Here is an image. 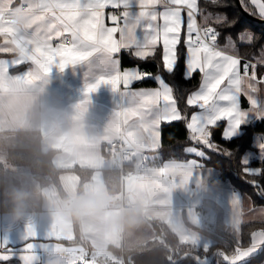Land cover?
Instances as JSON below:
<instances>
[{"label": "crops", "instance_id": "obj_1", "mask_svg": "<svg viewBox=\"0 0 264 264\" xmlns=\"http://www.w3.org/2000/svg\"><path fill=\"white\" fill-rule=\"evenodd\" d=\"M251 4L258 13L256 5ZM117 10L122 11L105 9L107 26H114L108 17L111 13L117 14ZM2 43L3 37H0ZM158 48L162 51V46ZM122 54L121 68L137 66L123 64ZM0 59L10 60L13 56L0 53ZM13 68L0 75V162H5L9 148L29 146L39 135L41 151L52 152V164L60 170L63 194L53 185L40 187L26 168L5 165L0 251L12 248L17 252V257L11 259L13 263L9 260L8 264H23L19 259L22 255L32 256V264H103L100 256L111 259L109 255L115 254L112 247L122 251L153 239V220L166 223L181 241L204 249L219 241V230L229 232L224 223L225 208L220 199H216L218 194L212 195V191L218 187L217 191L239 192L215 182L218 173L201 166L194 156L187 160H170L162 166L148 164L146 160L154 157L159 145L153 150L154 146L147 140L136 142L128 136V125L117 114L121 106L113 102L110 89L100 87L86 94V85L92 78H86L78 68L66 67L60 71L54 65L50 75L30 63ZM29 72L33 74L31 78L26 75ZM138 82L132 87L158 86L142 87ZM258 87L264 89V83ZM241 108H250L244 96H241ZM119 133L132 149L131 164L139 173L135 177H123L119 192L110 194L103 171L118 167V157L103 154L101 146L116 139ZM76 166L92 170L90 180L83 183L80 193L79 177L73 171ZM18 176L25 178L24 183ZM16 181L27 186L26 189H18ZM231 196L232 202L236 201L234 194ZM199 209L210 214L206 226L209 231L202 228L196 218ZM219 213L222 218H218ZM74 219L80 233L77 242H73ZM28 245L34 247L25 251ZM110 263L106 260V264Z\"/></svg>", "mask_w": 264, "mask_h": 264}, {"label": "snow or ice", "instance_id": "obj_2", "mask_svg": "<svg viewBox=\"0 0 264 264\" xmlns=\"http://www.w3.org/2000/svg\"><path fill=\"white\" fill-rule=\"evenodd\" d=\"M240 2L244 7L243 0ZM251 2L264 19V0ZM211 4L223 7L222 0H211ZM109 7L122 9L118 15L109 14L111 27L105 24V9ZM233 23L222 13L202 9L198 0H0V53L13 56L0 59V75L25 63L49 75L54 65L60 71L78 68L86 78H92L86 94L100 87L113 92V102L121 106L117 114L128 125V136L134 141L147 140L155 150L156 145L161 146L162 124L184 121L191 142L184 149L186 153L205 158L207 150L230 157L232 153L212 139L219 122L226 121L222 138L231 141L243 136L244 127L264 120V89L258 87L264 77L257 79V63L242 64L231 36L223 46L219 43L218 27L227 30ZM256 39L251 32L239 34L242 43L252 44ZM158 46H162L159 58L165 72L173 73L183 56L185 76L201 74L198 89L186 99L187 106L198 111L189 115L182 110L173 86L163 76L141 71L138 66L121 68L123 52L147 61L157 57ZM258 63L264 65V53ZM26 75L31 78L33 74ZM146 78H153L158 86L132 87ZM241 96L248 100L249 109L241 108ZM257 147L258 159L264 162V138ZM253 158L250 151L242 154V173L264 177V168L249 166ZM246 182L264 197V183L258 179ZM261 246L264 230L252 233L251 246L236 249L237 255L226 257L227 264H244ZM33 247L28 245L25 251ZM16 257L15 249L0 251V262ZM19 259L32 264L34 258L22 255Z\"/></svg>", "mask_w": 264, "mask_h": 264}, {"label": "trees", "instance_id": "obj_3", "mask_svg": "<svg viewBox=\"0 0 264 264\" xmlns=\"http://www.w3.org/2000/svg\"><path fill=\"white\" fill-rule=\"evenodd\" d=\"M198 2L202 9L222 13L230 21L234 22L232 27L227 30L218 27V30L221 32V37L219 38L220 45L223 46L226 43V38L231 36L237 46L236 50L238 54L243 58L242 63L246 60L258 62L264 49V24L244 16L236 0H222L223 7L212 5L211 0H199ZM243 3V9L248 14L261 19L252 6L251 0H243ZM246 31L253 33L257 37L252 44L239 42V34ZM181 47L183 46L181 45ZM160 52L161 50L158 48L156 58L141 61L125 51L121 59L125 65H137L141 70L150 72L153 75L163 76L166 82L173 86L174 94L179 102L178 106L190 115L195 108L187 106L186 99L199 85L200 75L196 72L190 78H185L183 56H181L177 68L173 73L169 74L165 72L162 68V61L159 58ZM13 71L16 72L18 70L17 68H13ZM256 71L258 79L264 77V66L257 65ZM137 85L142 87H155L157 83L153 78H146L138 82ZM224 124L225 122L221 121L219 122L220 126L213 129L212 139L222 149L230 151L232 156L218 155L214 151L205 150L207 152L206 157L198 158V160L201 162V166L217 171L218 175L214 180L215 182L226 184L233 190L247 196L253 207L262 206L264 208V197L259 196L250 183L246 182V180L258 179L261 183H264V177H245L242 173V165L240 163L244 152L254 150V134L264 135V120H256L251 125L244 127L243 136L231 141L222 138ZM39 137V135L35 136L32 144L29 146L9 148L6 152L5 162H0L1 208L3 207V176L6 164L12 167L26 168L40 187L53 185L61 195L63 194L59 183L60 170H57L52 164V152L41 151ZM190 143L189 133L184 121L164 123L161 126V146L154 151V157L147 159L146 162L151 165L162 166L170 160H187L193 157L184 151L185 147L189 146ZM250 165L264 168V162L259 160H254ZM129 167H132V164ZM73 171L79 177L78 192L80 193L83 183L90 180L92 170L76 166L73 168ZM103 178L106 189L110 194L119 192L120 174L118 167L105 169L103 171ZM15 185L20 190H24L27 187L17 181ZM151 227L155 235L153 239L131 249L125 248L122 251L112 247L114 253L119 258L122 255L127 264H199L195 261V258L203 255H212V264H216L217 260L220 261V264H227V262L223 261V255L227 253H229L228 255L231 254V244H227L226 247L221 248L223 244L218 241L204 249L195 244L181 241L178 235L164 222L153 220ZM258 230H264V219L242 223L237 237L229 232L222 231V233L232 241V244L234 243L233 246L248 248L251 245V234ZM73 231L75 235L73 242H77L80 240V233L76 219L73 220ZM8 263L0 262V264ZM244 264H264V246H261L257 252L252 254Z\"/></svg>", "mask_w": 264, "mask_h": 264}, {"label": "rangeland", "instance_id": "obj_4", "mask_svg": "<svg viewBox=\"0 0 264 264\" xmlns=\"http://www.w3.org/2000/svg\"><path fill=\"white\" fill-rule=\"evenodd\" d=\"M239 42L242 43L240 40H239ZM262 53H264V49H263ZM261 138H264V135L254 134V137H253L254 150L250 151L254 154V158L252 159L251 162H253L254 160H259L258 159V147H257V145H258ZM250 164H249L250 167H255V166L250 165ZM211 170H212V172L217 173V171L215 169L211 168ZM5 176L8 178L7 174ZM18 178L22 183H24V181H25L24 177L18 176ZM216 186H218V185H216ZM214 188H217V189L212 191V187H210V192L212 191V195L215 192L218 194L216 199L217 200L220 199V201L222 202V204L225 208V214L223 215V217H225L224 223L226 226L229 227L228 231L233 236L237 237L239 235L240 226L242 223L247 222V221H251L252 219H255V220L264 219V210H263L264 208L262 206L253 207L251 205L250 199L247 196L241 195V193L239 194V193L232 192V191H221V190L217 191L218 187H214ZM224 192H228V194H230V195H228L227 193H224ZM231 194H234V199H236V201L232 202L233 198H232ZM7 197L10 199L9 195ZM242 200H245L246 204H244ZM227 203H228V207H226ZM215 213H216L215 217H217V211ZM218 218H222V214L219 213ZM219 234H220L219 242H221L223 244V245H221V248L226 247L227 244H231V248H232V250L230 251L231 254L228 255L229 253H227L226 255L225 254L223 255V261L227 262L226 257L230 259L231 257L237 255L236 249H238L239 247H237L236 245L233 246L234 243L232 244V241L228 237H226V235H224L220 230H219ZM242 249H245V248H242ZM109 256H111V259H107L103 255L100 256L103 264H106V260H110L112 262V264H127L125 259L121 260V258H119L116 254L109 255ZM11 261L13 263V260H11ZM195 261L199 264H212L213 256L212 255L197 256V258H195ZM107 263H109V262H107ZM86 264H97V263L96 262H87ZM216 264H220V261L217 260Z\"/></svg>", "mask_w": 264, "mask_h": 264}, {"label": "built area", "instance_id": "obj_5", "mask_svg": "<svg viewBox=\"0 0 264 264\" xmlns=\"http://www.w3.org/2000/svg\"><path fill=\"white\" fill-rule=\"evenodd\" d=\"M119 12L120 10H117V15L119 14ZM101 151L103 152V154H116V156L118 157V172L120 174V181L125 176L135 177L138 175V171H136L133 167H129V165L132 163L133 151L126 145L124 136L121 133L118 134V137L116 139L103 143L101 146ZM196 218L200 226L207 230L206 226L210 222V215L205 210L199 209L196 212Z\"/></svg>", "mask_w": 264, "mask_h": 264}, {"label": "water", "instance_id": "obj_6", "mask_svg": "<svg viewBox=\"0 0 264 264\" xmlns=\"http://www.w3.org/2000/svg\"><path fill=\"white\" fill-rule=\"evenodd\" d=\"M236 3H237V5H238V7H239V9L242 11V13L244 14V16H246L248 19H251V20H254V21H257V22H260V23H262V24H264V19H259V18H257V17H255V16H252V15H250V14H248L244 9H243V7H241V4H240V1L239 0H236ZM131 197V196H130ZM129 197V198H130ZM133 202V201H132Z\"/></svg>", "mask_w": 264, "mask_h": 264}]
</instances>
